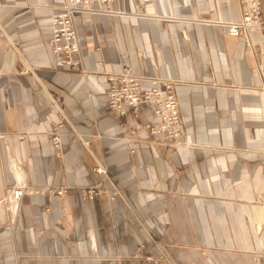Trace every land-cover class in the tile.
<instances>
[{"label":"crops","instance_id":"obj_1","mask_svg":"<svg viewBox=\"0 0 264 264\" xmlns=\"http://www.w3.org/2000/svg\"><path fill=\"white\" fill-rule=\"evenodd\" d=\"M239 1L121 0L126 16H77L79 67L57 69L47 43L61 0H0V199L12 163L37 190L15 240L0 206V264H152L140 246L159 264H264V38L223 34ZM121 64L177 81L189 152L136 143L107 115L106 76ZM96 186L119 196L81 199Z\"/></svg>","mask_w":264,"mask_h":264},{"label":"built area","instance_id":"obj_2","mask_svg":"<svg viewBox=\"0 0 264 264\" xmlns=\"http://www.w3.org/2000/svg\"><path fill=\"white\" fill-rule=\"evenodd\" d=\"M121 0H62L61 10L50 18L51 32L48 39V48L57 69H76L79 67V46L75 30V20L79 13L88 16L97 14L112 15L110 7L114 2ZM262 0H240V19L237 22L220 23L221 29L226 36L241 37L247 44V37L252 34H261L264 31V19L261 10ZM103 6L106 9H103ZM109 88L106 92V111L118 117H124L126 112H138L141 105L153 107L159 106L161 110L160 125L154 133H166L168 138H175L179 131V120L177 115V103L172 84L165 80L154 81L149 78L131 76L127 70L122 69L117 75L107 76ZM148 83L149 89H143L142 83ZM61 125L54 128L49 136L50 142L59 153L61 143L59 130ZM13 175V186L8 196L1 203L14 208H19L21 200L27 194L36 195L37 190L24 184L21 169L15 163L10 166ZM95 174L106 177V171L97 169ZM101 193L97 186L81 192V199L93 200ZM47 195L55 196L57 199L65 198L67 190H48ZM107 199L113 200L116 193L105 195Z\"/></svg>","mask_w":264,"mask_h":264},{"label":"rangeland","instance_id":"obj_3","mask_svg":"<svg viewBox=\"0 0 264 264\" xmlns=\"http://www.w3.org/2000/svg\"><path fill=\"white\" fill-rule=\"evenodd\" d=\"M115 3H117V2H114L110 7L111 13H114V14L109 15L106 13H104V14L102 13V14H97V15L118 16V17L126 16V15H121L118 11L113 10V5ZM61 7H62V0H61ZM61 7H60L59 11L61 10ZM103 9H106V7L103 6ZM81 15H86V14L85 13H79L77 16H81ZM262 18L264 19V17H262ZM260 33L261 34H258V35H260L262 38H264V31L260 32ZM248 43H249V36L247 37V44ZM122 69L127 70L131 76H134L131 69L129 67H127L125 64L120 65L118 72L110 73V74L117 75L118 73H120V71ZM23 73L28 74L27 70L24 71ZM110 74H108V75H110ZM107 76H106V81H107ZM149 79H153L154 81L165 80V81H168L172 84L173 92H174L176 103H177V115H178V120H179V131L177 133V136H175V138H168L166 133H163V134L154 133V131L160 125V117H161V113H162L161 110H159V106H156V105H154L153 107L148 106L150 113L154 119L152 122L140 123L138 121L139 113H140L139 112L140 107H139L138 112H136V113L129 112L131 115L130 120L127 119V114L124 117H121V118L119 117L121 120H124L121 123V128H123L129 134V137L131 139L135 140L136 143H139V144L148 143L149 145H152V146L159 145V146H163L165 148L171 149V150L184 149L185 151L189 152L193 148L194 145H192L190 143H183L181 141V138L183 137V134H184L183 133L184 132V126H183V122L181 120V117L179 115L178 101H177V97L175 94L176 93L175 88L177 86V81L169 80V79H160V78H149ZM107 83H108V81H107ZM108 88H109V83H108ZM106 113H107V111H106ZM126 113H128V112H126ZM107 115H114V114L107 113ZM114 116H116V115H114ZM140 133L147 135V141L146 142L140 138V135H141ZM12 177H13V175H12ZM97 188L101 194L96 198H100V199L108 200V201H114L119 196L117 192H113V193H116V197L113 200L107 199V197H105V195H108V191H106L101 186L100 187L98 186ZM113 193H109V194H113ZM27 195L32 196L31 194H27ZM7 196H8V194H7ZM7 196L4 197L3 199H0V206L5 208V212L8 215L6 218V220H7L6 225H7V227H9L8 229L10 230V233H11V239L15 240V236H13V235H16L17 224H18V219H19L18 217L20 215V207L14 208L12 206H8L7 204L1 203L2 200H5V202H6ZM48 197L50 199H57V197L51 196V195H48ZM96 198H94V199H96ZM86 200L91 201L90 199H88L87 196H86ZM142 251H143V246L138 247L137 252L135 253L134 257L135 258H145L146 260L151 261L152 264H159V262L161 261V259L144 257Z\"/></svg>","mask_w":264,"mask_h":264}]
</instances>
